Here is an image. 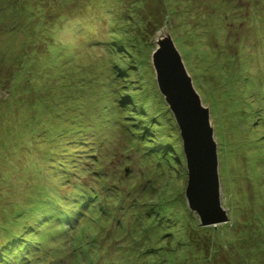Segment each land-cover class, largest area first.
Instances as JSON below:
<instances>
[{
	"label": "rangeland",
	"instance_id": "obj_1",
	"mask_svg": "<svg viewBox=\"0 0 264 264\" xmlns=\"http://www.w3.org/2000/svg\"><path fill=\"white\" fill-rule=\"evenodd\" d=\"M164 41L210 114L221 223L202 224L186 196L183 140L154 65ZM166 155L176 169L164 173ZM98 173L117 190L139 182L137 201L158 208L150 264H264V0H0V245L29 224L45 247L79 238L93 211L70 201L98 193L104 204ZM47 193L70 223L80 217L66 235ZM93 246L81 264L119 258L116 243Z\"/></svg>",
	"mask_w": 264,
	"mask_h": 264
},
{
	"label": "trees",
	"instance_id": "obj_2",
	"mask_svg": "<svg viewBox=\"0 0 264 264\" xmlns=\"http://www.w3.org/2000/svg\"><path fill=\"white\" fill-rule=\"evenodd\" d=\"M124 105V104H123ZM123 124V125H127ZM137 125H135L136 127ZM135 131V130H134ZM147 137L146 134L141 136ZM144 137V138H145ZM172 156L166 155L167 162L163 166H166V170L164 173L168 171H172L171 162ZM176 164V163H175ZM176 166V165H175ZM176 169V168H175ZM151 181V180H150ZM133 188L134 195L133 197L137 199L139 182H132L131 186H127ZM135 189V190H134ZM73 197H77V194H71ZM87 195L83 192L78 198H73L70 202H76L81 204L87 203ZM47 199V202L45 201ZM122 200V199H121ZM138 200V199H137ZM43 201L47 203L48 206L53 208V211L57 213V217L61 219V221L66 222L70 220L71 217L70 211L67 210L65 206L62 204L55 205L56 201L54 197L51 195H45L43 197ZM130 202L128 200V205L121 204L119 206V210L115 212L116 217L112 214H109L106 209H98V207H93L88 213H92V217L81 213L82 218H86L88 216L87 226L83 227L82 230H79L81 235L79 238L75 236H71V243H78L82 238H88L82 245L88 247V249L92 250L94 247L93 244L96 243V247L102 245L103 240H106V244H117V256L118 259L110 260L108 264H150V257L155 256V249L152 245L154 241V236L159 232L160 228V220L156 215V211L158 208L156 206L151 205L150 208H145L143 203ZM59 207V208H57ZM88 207V203H87ZM120 212V216L117 214ZM21 215V214H20ZM20 215H17L15 220L17 222H21ZM74 227L77 226V222L80 220L79 218L72 219ZM85 220V219H83ZM18 222V223H19ZM44 222V221H43ZM157 222V224H156ZM21 224V223H19ZM61 228H63L62 232L65 234V229L63 225L60 224ZM25 233L21 234L18 231H14L12 237L10 234H6L5 237L9 238L6 243L4 250H0V264L1 262L6 264H44L41 259L42 257V238H35L32 233H38L41 228L33 227V225H24ZM66 235V234H65ZM67 237V236H66ZM46 241V240H45ZM151 242V243H150ZM54 242H50L52 244ZM67 247V246H66ZM56 251L66 250L64 248L56 247ZM33 253V255H30ZM120 259V261H119ZM84 259H77V262H83Z\"/></svg>",
	"mask_w": 264,
	"mask_h": 264
},
{
	"label": "water",
	"instance_id": "obj_3",
	"mask_svg": "<svg viewBox=\"0 0 264 264\" xmlns=\"http://www.w3.org/2000/svg\"><path fill=\"white\" fill-rule=\"evenodd\" d=\"M154 54L159 87L183 140L189 174L186 191L189 205L196 209L204 225L224 222L227 217L219 206L217 149L209 111L201 104L173 43H162Z\"/></svg>",
	"mask_w": 264,
	"mask_h": 264
},
{
	"label": "bare ground",
	"instance_id": "obj_4",
	"mask_svg": "<svg viewBox=\"0 0 264 264\" xmlns=\"http://www.w3.org/2000/svg\"><path fill=\"white\" fill-rule=\"evenodd\" d=\"M166 37V36H165ZM162 40V39H161ZM163 40H166V39H163ZM158 41V40H157ZM165 42V41H164ZM163 47V46H162ZM193 209H194V207L193 206H191ZM195 211V210H194ZM196 212V211H195Z\"/></svg>",
	"mask_w": 264,
	"mask_h": 264
}]
</instances>
